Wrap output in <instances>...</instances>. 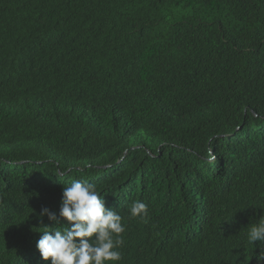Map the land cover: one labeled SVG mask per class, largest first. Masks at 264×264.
<instances>
[{
  "label": "trees",
  "instance_id": "16d2710c",
  "mask_svg": "<svg viewBox=\"0 0 264 264\" xmlns=\"http://www.w3.org/2000/svg\"><path fill=\"white\" fill-rule=\"evenodd\" d=\"M73 179L124 218L120 264H264V0H0V264H49Z\"/></svg>",
  "mask_w": 264,
  "mask_h": 264
},
{
  "label": "clouds",
  "instance_id": "9594fccd",
  "mask_svg": "<svg viewBox=\"0 0 264 264\" xmlns=\"http://www.w3.org/2000/svg\"><path fill=\"white\" fill-rule=\"evenodd\" d=\"M209 156L214 159L211 151ZM129 218L148 216V205L134 200L128 207ZM51 225L35 242L39 257L49 264H120L125 224L123 217L113 207L108 206L96 186L84 180L73 179L62 187L58 211L42 207L37 220L43 218ZM249 245H264V216L248 227L245 232ZM264 260V251L257 255Z\"/></svg>",
  "mask_w": 264,
  "mask_h": 264
}]
</instances>
